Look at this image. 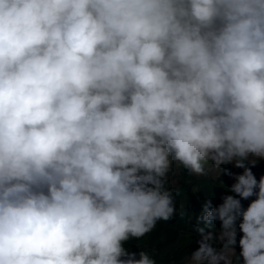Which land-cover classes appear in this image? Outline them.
<instances>
[{
  "label": "clouds",
  "instance_id": "obj_1",
  "mask_svg": "<svg viewBox=\"0 0 264 264\" xmlns=\"http://www.w3.org/2000/svg\"><path fill=\"white\" fill-rule=\"evenodd\" d=\"M261 161L264 0H0V264H157L174 165L234 180L180 264H264Z\"/></svg>",
  "mask_w": 264,
  "mask_h": 264
},
{
  "label": "trees",
  "instance_id": "obj_2",
  "mask_svg": "<svg viewBox=\"0 0 264 264\" xmlns=\"http://www.w3.org/2000/svg\"><path fill=\"white\" fill-rule=\"evenodd\" d=\"M223 167L231 171V165H223ZM219 181H223L225 187H220ZM232 183L234 182H232L231 177L225 174L224 179L198 180L196 176L188 175L187 170L181 166L179 185L171 186L169 184V186L181 192L177 198V207L180 208L185 205V211L193 218L189 220L187 216L181 218L178 215L170 222H158L152 232L140 240L130 241L129 246L133 251H136L137 248L148 251L157 264H180L187 254L195 251L199 246L195 242L199 237L192 236L191 229L195 227V216L199 215L202 210L208 188L217 185L213 189L214 196L211 197L212 205L215 207L222 203V196L230 194L226 192V187H230ZM244 204L247 206L246 201ZM216 228L219 229V222L216 223Z\"/></svg>",
  "mask_w": 264,
  "mask_h": 264
},
{
  "label": "rangeland",
  "instance_id": "obj_3",
  "mask_svg": "<svg viewBox=\"0 0 264 264\" xmlns=\"http://www.w3.org/2000/svg\"><path fill=\"white\" fill-rule=\"evenodd\" d=\"M223 167V166H222ZM254 174L256 175L257 179H259V177L261 175H264V161H261L256 167H254L253 169ZM241 169H235L232 168L231 166V172H236L239 173L241 172ZM217 171L216 170H211L209 171L207 176L204 177H200V176H196V179H217ZM181 176V166H173V172L170 174L169 176V184L171 186H178L179 185V179ZM219 179H224V174H222ZM232 182H234V180L231 178ZM191 183H193L191 181Z\"/></svg>",
  "mask_w": 264,
  "mask_h": 264
}]
</instances>
